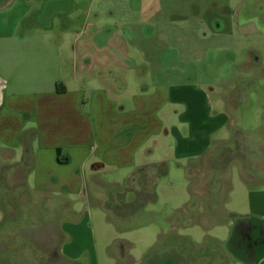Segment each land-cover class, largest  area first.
<instances>
[{
    "label": "rangeland",
    "instance_id": "obj_1",
    "mask_svg": "<svg viewBox=\"0 0 264 264\" xmlns=\"http://www.w3.org/2000/svg\"><path fill=\"white\" fill-rule=\"evenodd\" d=\"M44 2H1L0 55L17 48L66 52L73 44L80 48L77 59L92 42H103L89 38L91 27L74 41L72 31H80L83 24V3L71 13L48 17V11L41 12ZM139 15V32L119 31V38L109 41L108 49H124L126 66L119 76L143 84L187 82L202 89L213 110L226 117L211 135V142L219 138L220 144L189 159L166 155V164L161 163L163 170L152 184L154 199L127 216V207L145 194L138 188L135 194L124 190L126 174L115 169L92 176L86 172L76 193L40 202L31 187L30 196L16 187L23 175L20 164L27 160L19 146L26 133L19 134L16 148L0 143V264H149L145 260L167 248L184 250L190 257L187 264H242L226 257L224 241L235 215L260 214L249 198L264 191V0H147ZM12 27L14 35H5ZM105 29L106 34L113 27ZM96 57L95 53L94 73L102 68ZM76 73L78 79L100 83L78 68ZM26 98L30 101L20 102L22 107L37 101ZM16 109L28 113L26 126L39 130L36 107ZM158 156L155 151L151 157ZM44 169L59 172L62 167ZM142 182L143 175L138 180ZM27 183L32 184V176ZM128 188H135L134 184L128 183ZM104 202L118 209H106ZM56 226L65 230L59 237ZM38 228H43L41 233ZM71 238L85 252L66 261L58 243L66 245ZM181 256L176 259L183 261Z\"/></svg>",
    "mask_w": 264,
    "mask_h": 264
},
{
    "label": "crops",
    "instance_id": "obj_2",
    "mask_svg": "<svg viewBox=\"0 0 264 264\" xmlns=\"http://www.w3.org/2000/svg\"><path fill=\"white\" fill-rule=\"evenodd\" d=\"M77 3H83V24L80 31H72L74 41L89 27V38L104 39L100 44L94 41L88 45L90 50L84 56L79 52L76 59V50L80 48L73 44L66 52L52 47L17 48L5 49L1 53L4 55H0V143L7 149L16 148L19 134L26 133L19 146L27 160L20 164L23 175L16 187L23 188L29 196L32 188L37 195L32 196L40 202L50 196L60 194L63 198L66 193H76L86 172L92 176L115 169L126 174L125 187L137 182L135 174L140 169L166 164V155L183 160L206 153L220 144L219 138L211 142V135L226 118L213 110L202 89L187 82L154 80L143 84L119 76L118 71L126 66L124 49H108L110 38H119V31L139 32V14L147 0L145 4L143 0H46L41 12L48 11V17L71 13ZM107 26L113 29L105 34ZM4 34L14 35L13 27ZM95 53L102 68L94 73L91 67ZM77 68L100 83L78 79ZM23 94L37 98L30 104L36 107L35 113L41 120L37 131L25 124L28 113L16 109L30 107L20 105L23 100L30 101ZM10 99L15 104H10ZM155 151L159 152L156 160L151 157ZM56 165L62 167L59 172L44 169ZM28 176H32V184L27 183ZM260 180L261 177L257 182ZM255 192L259 193L249 200L260 209V214L250 210L248 217L235 215L225 241L218 240L224 241L226 257L236 263L264 264V191ZM55 231L59 237L58 233L65 230L56 226ZM58 247L66 261L85 252L73 238L66 245L59 242Z\"/></svg>",
    "mask_w": 264,
    "mask_h": 264
},
{
    "label": "trees",
    "instance_id": "obj_3",
    "mask_svg": "<svg viewBox=\"0 0 264 264\" xmlns=\"http://www.w3.org/2000/svg\"><path fill=\"white\" fill-rule=\"evenodd\" d=\"M2 1L3 0H0V5H1ZM163 167L164 166L160 163V164L155 165L153 167L142 168L139 171H137L136 174H135V176H137V182H134V187L135 188H131L130 189V188H128V184L125 185V187H124L125 191L126 190H132L134 192L133 194H135V192H136L135 190L138 188L137 191L140 189V190H142V193L145 194L143 199H141L140 201L138 200L137 203L133 204L132 208H128L127 207V209H128L127 211L128 212H125V214H127V216L129 215L130 212L133 213L135 211V208L139 207L140 205H142V203L146 202L147 200H153L154 199V195L152 193V184H153L154 180L156 179L155 178V174L158 171L161 172L163 170ZM151 172H152V174H151ZM141 175H143V182L140 185V183H138V180L141 179ZM135 176H134V179H135ZM111 190H113V189H111ZM111 193L114 196L116 194V191L115 192L111 191ZM103 205H104V208H106V209H110V208L118 209V207H114L112 205L111 206L108 205L107 202H104Z\"/></svg>",
    "mask_w": 264,
    "mask_h": 264
},
{
    "label": "flooded vegetation",
    "instance_id": "obj_4",
    "mask_svg": "<svg viewBox=\"0 0 264 264\" xmlns=\"http://www.w3.org/2000/svg\"><path fill=\"white\" fill-rule=\"evenodd\" d=\"M40 230H43V228H38L39 233H41ZM46 238H47V234H46ZM42 242L43 241L41 240V244L44 245V242L43 243ZM48 245H49V242H48ZM169 251H172L171 252L172 254L169 253ZM181 255H183V261H178V259L176 258L178 257L182 258ZM189 259H190L189 255H185L184 250H178L176 248H172V249L167 248L165 249L164 252L160 253L159 255H155L150 259L145 260V262L149 260V264H187Z\"/></svg>",
    "mask_w": 264,
    "mask_h": 264
}]
</instances>
